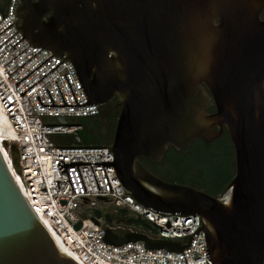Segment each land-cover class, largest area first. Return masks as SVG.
I'll return each mask as SVG.
<instances>
[{
    "label": "water",
    "instance_id": "obj_1",
    "mask_svg": "<svg viewBox=\"0 0 264 264\" xmlns=\"http://www.w3.org/2000/svg\"><path fill=\"white\" fill-rule=\"evenodd\" d=\"M261 5L262 0H18L16 9L17 28L29 45L73 65L88 104L100 109L93 118L102 135L109 131L106 117L117 114L108 148L122 187L155 212L199 216L211 264H264ZM3 6L0 1V12ZM211 106L215 112L209 114ZM224 130L235 175L219 198L165 182L138 161L160 163L169 147L179 152L196 139L208 145ZM8 152L12 170L0 150V264H79L16 181V144ZM94 215L100 218V212ZM105 221L110 223L108 215ZM104 241L184 249L109 225Z\"/></svg>",
    "mask_w": 264,
    "mask_h": 264
},
{
    "label": "built area",
    "instance_id": "obj_2",
    "mask_svg": "<svg viewBox=\"0 0 264 264\" xmlns=\"http://www.w3.org/2000/svg\"><path fill=\"white\" fill-rule=\"evenodd\" d=\"M17 4L7 0L0 12V107L11 134L2 142L11 170L8 149L11 143L17 146L20 170L14 176L34 212L79 264H211L199 216L155 212L137 204L117 178L109 148L79 144L82 129L73 120L96 117L99 107L88 104L70 62L24 39L17 28ZM53 135L74 138L77 144H55ZM97 201L110 203L121 215L114 228L184 249L107 244L105 215L96 209ZM128 212L132 216L124 220Z\"/></svg>",
    "mask_w": 264,
    "mask_h": 264
},
{
    "label": "trees",
    "instance_id": "obj_3",
    "mask_svg": "<svg viewBox=\"0 0 264 264\" xmlns=\"http://www.w3.org/2000/svg\"><path fill=\"white\" fill-rule=\"evenodd\" d=\"M111 101L110 103H113ZM207 112H215L214 106ZM85 119H74L78 124H83ZM83 132L78 133L81 141ZM69 137L53 135L55 144L69 145ZM111 142L105 146L108 147ZM88 146L100 145L92 142ZM104 145V144H101ZM139 163L159 179L183 186H188L204 192L214 198H219L235 175L233 146L226 131L218 140L205 144L202 140L192 141L188 147L177 152L169 147L160 163H152L144 158L138 159Z\"/></svg>",
    "mask_w": 264,
    "mask_h": 264
},
{
    "label": "flooded vegetation",
    "instance_id": "obj_4",
    "mask_svg": "<svg viewBox=\"0 0 264 264\" xmlns=\"http://www.w3.org/2000/svg\"><path fill=\"white\" fill-rule=\"evenodd\" d=\"M0 1L4 5L7 3V0H0ZM259 18L261 21L264 20V0H262V5L260 7ZM113 104L114 102L110 103V105H113ZM99 114H100V109H98V115ZM106 120L109 122V131L107 132L106 135L101 134L102 125L97 120H95V118H87L83 124H79L82 129L81 131L83 132L81 141L84 142V145H88L86 144L88 142L100 144V145H91V146H105L106 144H108V142L112 143L114 128H115L116 120H117V114L114 116L106 117ZM101 144H104V145H101ZM108 216L110 219V223L103 222V224L106 226L109 225V226L115 227L116 225H115L113 217H111L110 215Z\"/></svg>",
    "mask_w": 264,
    "mask_h": 264
},
{
    "label": "bare ground",
    "instance_id": "obj_5",
    "mask_svg": "<svg viewBox=\"0 0 264 264\" xmlns=\"http://www.w3.org/2000/svg\"><path fill=\"white\" fill-rule=\"evenodd\" d=\"M10 135L11 134H10V129H9L8 122L3 117L2 113H1V107H0V150H1L2 154H3V156L5 157V159L7 157V152L4 149V144H3L2 141L5 140V139L11 138ZM56 240L61 245L60 241L57 238H56ZM61 246L63 247V245H61Z\"/></svg>",
    "mask_w": 264,
    "mask_h": 264
},
{
    "label": "rangeland",
    "instance_id": "obj_6",
    "mask_svg": "<svg viewBox=\"0 0 264 264\" xmlns=\"http://www.w3.org/2000/svg\"><path fill=\"white\" fill-rule=\"evenodd\" d=\"M9 160L11 163V159L9 156ZM96 209L102 211L103 215H110L111 217H113L114 221H116L118 218H120V214L117 212L116 209L113 208V206L108 203V202H104V201H97V205H96ZM132 216L131 212H128V214L124 215V220L128 219V217Z\"/></svg>",
    "mask_w": 264,
    "mask_h": 264
}]
</instances>
